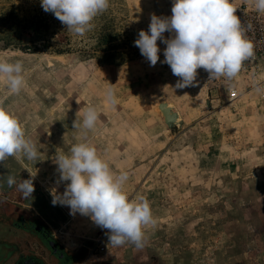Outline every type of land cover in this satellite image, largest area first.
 Here are the masks:
<instances>
[{"label": "rangeland", "instance_id": "obj_1", "mask_svg": "<svg viewBox=\"0 0 264 264\" xmlns=\"http://www.w3.org/2000/svg\"><path fill=\"white\" fill-rule=\"evenodd\" d=\"M172 2L109 0L91 29L76 35L45 12L40 0H0V15L13 9L23 21H32L20 44L9 43L10 33L0 29V59L22 61L25 79L19 94H9L0 81V101L39 152L35 161L8 157L0 164V264L32 252L43 253L48 264L58 263L45 242L42 246L32 237V245L24 243L25 233L12 223L25 221L48 230L74 264H264V253L257 250L264 249L257 208L264 196V63L241 69L231 81H207L208 73L198 69L199 86L175 89L179 77L160 62L166 44L157 41L155 66L134 45L153 13L172 15ZM231 2L237 13L264 18L250 0ZM41 24L47 25L39 29L45 35L29 49ZM170 35L164 33L166 39ZM46 39L49 45L42 46ZM109 83L118 98L115 106L106 101ZM164 102L179 113L182 126L166 124L159 109ZM89 106L99 113L96 127L72 128ZM80 142L93 145L114 173H128L124 190L130 200L149 201L156 223L144 228L143 248L114 247L107 230L89 217L71 216L67 206L52 204L50 190L62 193L68 183L56 184L55 154ZM232 161L240 172L228 171ZM9 175L16 179L12 187ZM31 175L35 191L25 199L18 184ZM241 200L248 201L247 210Z\"/></svg>", "mask_w": 264, "mask_h": 264}, {"label": "clouds", "instance_id": "obj_2", "mask_svg": "<svg viewBox=\"0 0 264 264\" xmlns=\"http://www.w3.org/2000/svg\"><path fill=\"white\" fill-rule=\"evenodd\" d=\"M258 12L264 13V0H250ZM45 12H50L76 35H84L92 27L94 18L109 7V0H40ZM171 16L153 13L147 31L140 30L134 45L141 55L155 66L160 60L157 41L166 44L164 60L172 74L179 77L175 89L199 86L198 69L208 73V80L225 77L233 80L245 60L254 55L253 44L245 38V28L231 0H173ZM170 33L165 38L164 33ZM22 61L0 59V81L9 94H19L25 87ZM105 91L106 101L118 102L112 84ZM99 119L95 106L87 107L82 122L74 119L72 128L93 130ZM86 135V131H85ZM36 144L28 137L19 120L3 107L0 101V164L8 157L38 159ZM56 184L68 182L61 193L50 190L53 205L67 206L70 215L89 217L101 229L107 230L108 244L114 247L133 244L137 249L145 246L144 228L154 226L150 203L140 196L130 200L124 185L129 176L126 171L116 174L102 159L96 148L87 142L74 144L68 153L55 154ZM23 179L18 190L23 198L32 197L33 179ZM7 184H16L14 176Z\"/></svg>", "mask_w": 264, "mask_h": 264}, {"label": "flooded vegetation", "instance_id": "obj_3", "mask_svg": "<svg viewBox=\"0 0 264 264\" xmlns=\"http://www.w3.org/2000/svg\"><path fill=\"white\" fill-rule=\"evenodd\" d=\"M233 164L232 165H229L228 167V171L230 172H235L237 171L240 172L242 168H240L239 166H235L234 165V162L235 161H232ZM244 199V198H242ZM242 203L244 204L242 206V208L244 210H247L245 208L246 206V203H248L247 200H241ZM259 207H257L260 212L262 213V216H260L261 218H259V220H263L264 221V196H261L259 198ZM12 225L14 226L15 229L21 231V232H24L25 233V238H24V243L26 245L28 244H31L32 245V237L35 239L38 240V242L40 243V245L44 246L43 243L45 242V244H47V247H48V250L50 252L51 255L55 256L58 260V263L57 264H74L73 263V256H71V254L67 251H64L63 248H61L60 244L55 240L53 239V236L52 234L44 229L41 225H38L36 223H30L28 221H25V222H21V223H18V222H14L12 223ZM264 226V224H263ZM256 230V229H255ZM257 231V230H256ZM264 232V228L262 230ZM146 248V247H145ZM247 249H250V248H247ZM246 249V250H247ZM258 252H259V255L260 253H264V249L262 247H258ZM139 251V250H138ZM148 252L150 253V247H148ZM42 253V252H41ZM44 254H38L36 252H32L31 254H28V255H22V256H19L18 259L16 260H12V264H48L45 259H44ZM157 256V257H155ZM151 257H153L154 259H157L160 258L159 255L157 254H154L152 253ZM259 257V256H258ZM208 260H199V261H190V262H185V264H208L207 263ZM213 261V260H211ZM250 264H259L258 261H250L248 260ZM10 261L6 260L4 261V263L6 264H11ZM111 263H119V262H116V261H110ZM159 262V261H158ZM173 264H175V262H172Z\"/></svg>", "mask_w": 264, "mask_h": 264}, {"label": "built area", "instance_id": "obj_4", "mask_svg": "<svg viewBox=\"0 0 264 264\" xmlns=\"http://www.w3.org/2000/svg\"><path fill=\"white\" fill-rule=\"evenodd\" d=\"M245 28V38L253 44L254 55L242 64L241 69L264 63V18L253 12L236 13ZM235 91V90H233ZM234 93V92H233Z\"/></svg>", "mask_w": 264, "mask_h": 264}, {"label": "trees", "instance_id": "obj_5", "mask_svg": "<svg viewBox=\"0 0 264 264\" xmlns=\"http://www.w3.org/2000/svg\"><path fill=\"white\" fill-rule=\"evenodd\" d=\"M0 15V29L7 30L9 34V37L7 38V41L9 43H21V39L23 38V33L28 32L27 30L30 27V24L32 21H23L21 18L17 16V12L13 9H8L4 13H1ZM37 25V24H36ZM47 28V25H38L34 29L37 33L35 36H33V41L31 43H28L29 49H36L38 47L37 43H35L36 39L41 38V36H44L45 34L43 31L45 30H39V29H45ZM45 39V38H44ZM49 40H44V42H41L42 46H48Z\"/></svg>", "mask_w": 264, "mask_h": 264}, {"label": "water", "instance_id": "obj_6", "mask_svg": "<svg viewBox=\"0 0 264 264\" xmlns=\"http://www.w3.org/2000/svg\"><path fill=\"white\" fill-rule=\"evenodd\" d=\"M175 108V106H173ZM159 109L163 112L166 124L171 128L176 126H182L184 121L180 120L177 122L179 113L174 111L173 108L168 106V103L164 102L159 105Z\"/></svg>", "mask_w": 264, "mask_h": 264}]
</instances>
